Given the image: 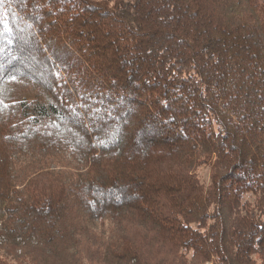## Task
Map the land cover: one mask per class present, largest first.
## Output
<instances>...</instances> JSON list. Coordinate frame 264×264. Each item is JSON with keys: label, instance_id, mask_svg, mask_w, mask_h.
I'll return each instance as SVG.
<instances>
[{"label": "trees", "instance_id": "1", "mask_svg": "<svg viewBox=\"0 0 264 264\" xmlns=\"http://www.w3.org/2000/svg\"><path fill=\"white\" fill-rule=\"evenodd\" d=\"M0 264H264V0H0Z\"/></svg>", "mask_w": 264, "mask_h": 264}, {"label": "rangeland", "instance_id": "2", "mask_svg": "<svg viewBox=\"0 0 264 264\" xmlns=\"http://www.w3.org/2000/svg\"><path fill=\"white\" fill-rule=\"evenodd\" d=\"M200 177L202 178L203 181H208V170L207 168H201L199 170Z\"/></svg>", "mask_w": 264, "mask_h": 264}]
</instances>
